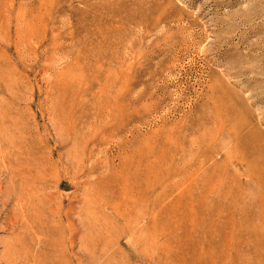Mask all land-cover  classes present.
Masks as SVG:
<instances>
[{
    "label": "rangeland",
    "instance_id": "374dc122",
    "mask_svg": "<svg viewBox=\"0 0 264 264\" xmlns=\"http://www.w3.org/2000/svg\"><path fill=\"white\" fill-rule=\"evenodd\" d=\"M0 264H264V0H0Z\"/></svg>",
    "mask_w": 264,
    "mask_h": 264
},
{
    "label": "bare ground",
    "instance_id": "6f19581e",
    "mask_svg": "<svg viewBox=\"0 0 264 264\" xmlns=\"http://www.w3.org/2000/svg\"><path fill=\"white\" fill-rule=\"evenodd\" d=\"M156 107H157V106H156ZM93 138H94V137H93ZM90 141H91V140H90ZM92 142H93V141H92ZM94 142H95V141H94ZM98 142H99V141H98ZM89 145H90V144H89ZM93 145H94V144H93ZM90 150H91V149H88V148L86 147L85 151H82V152H84V154L86 153L87 156H88L89 154H91V153H90ZM82 154H83V153H82ZM93 154H94V153H93ZM93 154H92V155H93ZM85 157H86V156H85ZM86 158H88V157H86ZM82 163H83V162H82ZM120 189H121V188H120ZM120 189H119V190H120ZM120 191H121V190H120ZM120 191H119V193H120ZM114 193H115V192H114ZM119 193H118V196L120 195V197H121V194H119ZM105 200H106V199H105ZM102 203H103V202H102ZM108 204H109L108 202H105V203H104L105 206H110V205H108ZM95 205H96V204H95ZM113 208H114V207H113ZM115 210H116V209H115ZM90 213H91V212H90ZM89 215H90V214H89ZM14 224H15V223H14Z\"/></svg>",
    "mask_w": 264,
    "mask_h": 264
}]
</instances>
